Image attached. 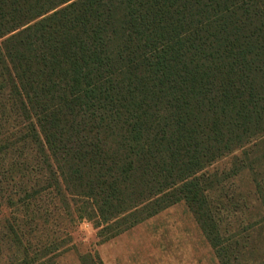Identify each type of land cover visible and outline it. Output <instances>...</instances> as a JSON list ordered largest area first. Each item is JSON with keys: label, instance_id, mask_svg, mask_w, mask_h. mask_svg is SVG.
Segmentation results:
<instances>
[{"label": "trees", "instance_id": "1", "mask_svg": "<svg viewBox=\"0 0 264 264\" xmlns=\"http://www.w3.org/2000/svg\"><path fill=\"white\" fill-rule=\"evenodd\" d=\"M263 130L264 0H0L3 264L49 196L106 239L184 201L217 248L196 175Z\"/></svg>", "mask_w": 264, "mask_h": 264}, {"label": "rangeland", "instance_id": "2", "mask_svg": "<svg viewBox=\"0 0 264 264\" xmlns=\"http://www.w3.org/2000/svg\"><path fill=\"white\" fill-rule=\"evenodd\" d=\"M196 177L207 189L217 248L184 201L106 239L110 226L88 214L71 222L58 197L49 196L40 202L47 213L25 212L35 214L24 219L28 264H90L93 257L101 264H264V130ZM41 253L47 255L38 261ZM5 257L0 243V264Z\"/></svg>", "mask_w": 264, "mask_h": 264}]
</instances>
